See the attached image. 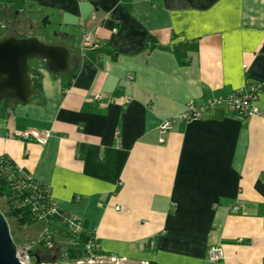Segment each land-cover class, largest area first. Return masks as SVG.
<instances>
[{"label": "crops", "instance_id": "1", "mask_svg": "<svg viewBox=\"0 0 264 264\" xmlns=\"http://www.w3.org/2000/svg\"><path fill=\"white\" fill-rule=\"evenodd\" d=\"M2 3L39 12L74 61L43 69L31 103L0 107V156L49 185L56 213L131 264H264V0ZM253 86L260 115L218 105L160 128Z\"/></svg>", "mask_w": 264, "mask_h": 264}, {"label": "trees", "instance_id": "2", "mask_svg": "<svg viewBox=\"0 0 264 264\" xmlns=\"http://www.w3.org/2000/svg\"><path fill=\"white\" fill-rule=\"evenodd\" d=\"M146 45H156L152 36L147 37ZM1 200L4 202L2 212L9 225L14 221L16 230L31 228L36 232V236L29 238L23 246L13 237L19 248L28 245L34 247L31 251V259L34 262L39 260V263H73L86 256L85 247L88 243L93 244L97 254L114 255L102 252L93 236L86 238V233L74 234V217L67 213L55 212L49 185L23 175L14 163L4 156H0ZM11 233L13 236V232ZM58 239L63 241L59 242Z\"/></svg>", "mask_w": 264, "mask_h": 264}, {"label": "water", "instance_id": "3", "mask_svg": "<svg viewBox=\"0 0 264 264\" xmlns=\"http://www.w3.org/2000/svg\"><path fill=\"white\" fill-rule=\"evenodd\" d=\"M39 29L48 36L46 24ZM33 61H38L36 67H32ZM43 69L53 75L72 72L74 61L70 50L38 37L0 38V104L7 99L22 105L34 101L37 97L35 77H40ZM19 249L9 222L0 210V264H23Z\"/></svg>", "mask_w": 264, "mask_h": 264}, {"label": "built area", "instance_id": "4", "mask_svg": "<svg viewBox=\"0 0 264 264\" xmlns=\"http://www.w3.org/2000/svg\"><path fill=\"white\" fill-rule=\"evenodd\" d=\"M93 47H95V44L93 43L92 35L86 34L84 36L82 50L86 51ZM258 92H259V88L257 86H253L248 89L236 90L226 98H208L201 105H197L194 102H190L187 104L185 110L179 116L165 120L161 124L160 128L163 131H169L172 129L175 122L199 121L202 119L204 113L207 110H210L218 105L226 106L232 112L242 116L260 115L261 114L260 110L254 104V100L257 99ZM48 134H49L48 132L41 134L40 132L37 131H29L23 133L21 136L25 140L33 139L40 144H44L48 138ZM73 224H72L73 225L72 232L74 234L80 233L81 230H83L81 223L80 224L73 223ZM33 248L34 247L32 245H28L19 249L20 259L22 260L23 264H49V263L34 262L31 259V251ZM85 251H86V256L82 259H78L77 260L78 262L75 261L76 263L73 262V264H131L128 258L117 255H113V256L110 255L106 257L100 256L101 258H98L95 255L92 243H88L86 245ZM210 258L214 262L220 261L223 258V253L221 248L219 247L212 248L210 251ZM53 264H59V263H53Z\"/></svg>", "mask_w": 264, "mask_h": 264}, {"label": "rangeland", "instance_id": "5", "mask_svg": "<svg viewBox=\"0 0 264 264\" xmlns=\"http://www.w3.org/2000/svg\"><path fill=\"white\" fill-rule=\"evenodd\" d=\"M21 9L20 6H18L16 13L19 12V10ZM3 16L1 15L0 13V23H1V20L2 21H5L4 18H2ZM15 20H19L20 23H21V32L23 34L24 37H38L40 40H42L43 42H46L48 43V39L49 38H45V36L43 35V32L41 31V29H38V26L37 27H33V31H31V28H32V25H30V23L27 24V21L28 20V16L25 14V13H20V16L19 17H16ZM24 22V23H23ZM0 30H1V25H0ZM3 30V29H2ZM5 31V30H4ZM54 32V29L52 28H48L47 29V32H48V36L51 35V32ZM7 33V31H5ZM13 34V33H12ZM22 34H17V37H21ZM54 40V39H53ZM37 62L38 61H33L31 62L32 64V67H36L37 65ZM195 103V102H194ZM5 104V103H4ZM197 104V103H195ZM199 105V104H197ZM0 107H4V105H1L0 104ZM3 109V108H2ZM55 209V207H54ZM0 210L4 211V202L1 200L0 201ZM75 220V223L77 224H80L81 222L79 221L78 218H74ZM10 229L12 230L11 232H13V237L14 239L17 241V243L21 246L25 245L27 240L33 236H36V232L34 230H32L31 228H28V229H23L21 231H18L16 230L15 226H14V221H11L10 222ZM80 233H83V231L81 230ZM58 241H63L62 239H58ZM63 244V243H61ZM53 249V248H52ZM100 249V248H99ZM95 255L98 257V258H101L100 256H103V257H106V256H110V255H107V254H104V253H101V254H97L95 253ZM84 260V259H83ZM78 262V261H76ZM75 262V263H76ZM49 264H53V263H49ZM65 264H70V263H65ZM73 264V263H72Z\"/></svg>", "mask_w": 264, "mask_h": 264}, {"label": "flooded vegetation", "instance_id": "6", "mask_svg": "<svg viewBox=\"0 0 264 264\" xmlns=\"http://www.w3.org/2000/svg\"><path fill=\"white\" fill-rule=\"evenodd\" d=\"M26 10V11H25ZM24 13L28 16L27 24L30 23L32 25L31 31H33V27H37L38 29L41 27L43 17H40L39 12H31L27 11L28 9H25ZM0 13L3 16L2 18L5 19V21L1 20V30H0V38L4 37H10V36H16L17 34H22L21 32V23L19 20H15L16 17L20 16V12L16 13V11H11L10 4L2 3L0 6ZM23 13V12H22ZM24 23V22H23ZM3 29V30H2ZM7 31V33L5 31ZM13 33V34H12ZM18 38H24L23 34L21 37ZM14 102L13 100L7 99L5 103Z\"/></svg>", "mask_w": 264, "mask_h": 264}]
</instances>
